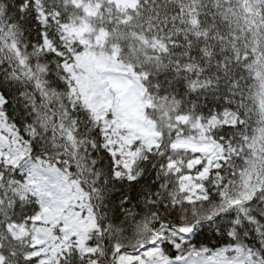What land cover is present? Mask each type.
I'll return each instance as SVG.
<instances>
[{
    "label": "snow or ice",
    "instance_id": "6c2138e0",
    "mask_svg": "<svg viewBox=\"0 0 264 264\" xmlns=\"http://www.w3.org/2000/svg\"><path fill=\"white\" fill-rule=\"evenodd\" d=\"M0 264H264V0H0Z\"/></svg>",
    "mask_w": 264,
    "mask_h": 264
}]
</instances>
